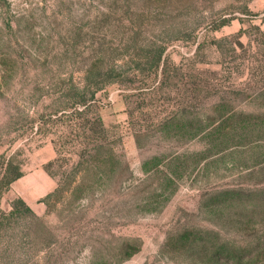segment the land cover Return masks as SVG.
Listing matches in <instances>:
<instances>
[{"label": "rangeland", "instance_id": "obj_1", "mask_svg": "<svg viewBox=\"0 0 264 264\" xmlns=\"http://www.w3.org/2000/svg\"><path fill=\"white\" fill-rule=\"evenodd\" d=\"M263 12L0 0V153L22 169L2 202L35 213L0 264H264V39L235 42Z\"/></svg>", "mask_w": 264, "mask_h": 264}, {"label": "trees", "instance_id": "obj_2", "mask_svg": "<svg viewBox=\"0 0 264 264\" xmlns=\"http://www.w3.org/2000/svg\"><path fill=\"white\" fill-rule=\"evenodd\" d=\"M242 10L245 14H256L255 12H248L245 8ZM229 18V16H221L218 19L211 20L207 30L217 28L221 24L226 23ZM245 19L248 20L247 18ZM260 23L264 24V12L260 16ZM241 33L247 34V43H250L252 39L262 41L264 39V25L260 28V24L248 22L245 27H240L235 34V42L238 45H242V41L237 37ZM203 45V41H198L196 44L197 50ZM160 53L161 49L152 58L156 65H158L160 60ZM96 88L95 86L88 96L81 97L78 101L79 106H81L80 109L74 105L73 110L84 111L87 109L94 99ZM60 114L65 115V111H60ZM20 150V147H15L0 153V250L7 251L12 261L21 259L22 254H25L27 239L31 237V223L35 217L31 207L18 195L2 202L3 194L8 190L10 183L22 174ZM2 240L6 241L5 244L1 242Z\"/></svg>", "mask_w": 264, "mask_h": 264}]
</instances>
